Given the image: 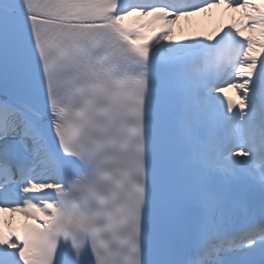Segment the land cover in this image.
I'll return each mask as SVG.
<instances>
[{"label": "snow or ice", "instance_id": "obj_1", "mask_svg": "<svg viewBox=\"0 0 264 264\" xmlns=\"http://www.w3.org/2000/svg\"><path fill=\"white\" fill-rule=\"evenodd\" d=\"M0 264H264V0H0Z\"/></svg>", "mask_w": 264, "mask_h": 264}, {"label": "bare ground", "instance_id": "obj_2", "mask_svg": "<svg viewBox=\"0 0 264 264\" xmlns=\"http://www.w3.org/2000/svg\"><path fill=\"white\" fill-rule=\"evenodd\" d=\"M233 15L231 12L224 13L221 9H213L209 13H202L198 16L181 19L175 28V39L182 40L187 36L214 34L221 27L230 24ZM21 219L26 218L20 214H16V221Z\"/></svg>", "mask_w": 264, "mask_h": 264}]
</instances>
